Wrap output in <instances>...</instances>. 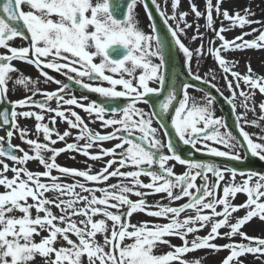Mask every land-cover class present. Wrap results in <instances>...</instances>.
<instances>
[{"label":"snow or ice","instance_id":"1","mask_svg":"<svg viewBox=\"0 0 264 264\" xmlns=\"http://www.w3.org/2000/svg\"><path fill=\"white\" fill-rule=\"evenodd\" d=\"M226 2L205 0L201 11L189 0L196 21L203 18L205 30L214 33L205 50L198 24L190 39L201 40V45L190 49L181 39L193 27L186 20L189 12L178 11L181 0H170L171 15L151 0L165 26L163 34L155 24L147 32L139 26L138 6L149 21L154 19L147 0H0V104H8L0 110L6 131V137L0 136V264H36L38 259L42 264H202L206 257L188 256L203 250L228 251L220 264H244L247 254L264 258V238L243 231L254 219L264 223V174L193 158L201 153L264 161V100L255 101L257 92L264 97V75L255 73L250 63L245 73L237 72L239 62L226 57L234 51L264 50V21L252 19L255 13L249 7L230 12L223 8ZM245 27L250 31L226 38V32ZM254 33V39H245ZM17 38L25 43L15 46ZM173 45L192 80L203 79L192 72L193 59L214 58L224 74L230 94L224 99L238 136L215 115L216 99L209 92L197 99L189 91L195 88L192 83L178 76L170 83L166 54ZM16 63L34 66L39 76L23 74ZM46 70L100 99L77 98L69 83ZM41 77L58 88L41 91ZM13 89H22L25 96L10 100ZM37 95L43 99H34ZM237 100L243 109L239 113ZM31 108L39 111L24 110ZM248 113L255 119L249 120ZM21 118L34 119L36 138H29L30 130L18 123ZM57 119L67 125L62 133ZM96 122L100 130L89 127ZM246 127L259 131L250 133ZM14 135L27 147L13 145ZM113 141L112 147H103ZM58 143L64 146L56 147ZM180 145L192 150L188 158L178 151ZM65 153L85 157V167L60 165L58 157ZM98 161H103L102 167L93 172ZM29 162L43 171L30 170ZM176 165L185 170L177 174ZM66 177L74 182H63ZM112 178L117 182L107 183ZM238 194L246 196L241 204L234 203ZM157 195L167 202L150 203L148 197ZM181 200L186 202L176 204ZM241 210L245 214L236 217ZM134 214L153 219L133 223ZM209 226L207 234L198 235ZM225 228L228 231L222 232ZM237 236L246 243L237 242ZM173 239L181 244H172ZM217 239L230 242L218 245ZM160 247L169 250L157 254Z\"/></svg>","mask_w":264,"mask_h":264},{"label":"rangeland","instance_id":"2","mask_svg":"<svg viewBox=\"0 0 264 264\" xmlns=\"http://www.w3.org/2000/svg\"><path fill=\"white\" fill-rule=\"evenodd\" d=\"M157 2L160 5V8L162 11H164L168 15H171L172 10H171L170 0H157ZM192 2H194L198 6L199 10L203 11L205 9V0H192ZM245 7L251 8L252 12L255 13V16L251 17L252 19L264 21V0H227V2L223 4V8H227L230 12H233L236 10H240L242 12V10ZM135 11L138 14L139 26L144 31L147 32L149 29V24L146 20V16H145V13L143 11L142 6H138ZM178 11L179 12L188 11L189 15L186 17V20L189 23L193 24L192 28H189L186 30L187 35L181 37L182 41L190 49H195L197 46L201 45V43H202L201 40L192 41L190 39L192 37V35L194 34L195 28L197 27V24H198L200 26L199 31L201 33H204L203 45H204V48L206 50V48L208 47V40H209V38L214 37V33L212 31H206L205 30V28L203 27V25L205 23L204 19L201 18L198 22L196 21L194 14H191V12H190L189 0H181ZM170 23L173 24V26H174V22L170 21ZM225 23H227V22H225ZM215 27L217 29L220 27V20H216ZM251 27L252 28H260L261 25L253 24ZM241 31L248 32V31H250V28L245 27L243 30L236 28L234 30L226 32L225 36L227 39H232L235 36L240 35ZM256 35H258V33H254L251 36H247V37H245V39H248V40L254 39ZM14 43H15V46L18 45L17 39L15 40ZM219 43L220 42L218 40L215 41L216 46H218ZM178 55L180 57V60L184 64L182 54H180L178 52ZM226 57L229 60L239 62L238 66L235 68V70L237 72L245 73L246 65L248 63H250L251 67L255 73L260 74V75H264V50L252 49V50H244V51H234V52L227 53ZM17 65L18 64L16 63V66ZM191 69H192L193 73L200 75L205 80H209V82L211 84H215L216 85L215 88L216 89L218 88L220 90L219 93L220 92L223 93V97H227L230 95L228 90H227L225 80L223 79L224 74L219 69L218 65L214 62V58H212L211 56H204V57H201L198 61L196 59H193V61L191 63ZM212 76H215V80L211 79ZM228 79H232L231 76H229ZM241 87L244 88V85L242 84ZM189 91H190V94L195 96L197 99H200L203 96V93H201L199 91L192 90V89H190ZM13 92H14V94L11 92L9 93V99L13 100V101L20 99V97L23 95V93H22L23 90L19 91V89H13ZM262 100H264V97H261V95L257 92V94L255 96L256 103L258 104ZM4 103L7 104V102H4ZM236 103H237V112L238 113L242 112L243 109L239 107L240 101L237 100ZM24 110H27V109H24ZM78 114L81 115L82 118H85L86 122L89 120L88 115H84V113H78ZM256 114L257 115L259 114L258 108L256 110ZM215 115L217 117L223 118L221 111L219 110V108L216 105H215ZM247 118L249 120H252V119H255V116L253 115V113H248ZM46 121H47V117H46ZM224 121H225V119H224ZM18 123L20 124L21 127H26L30 130L31 135L29 138H36L35 133H34L35 121L33 119L29 120V119L21 118V119H19ZM89 127L92 128L93 130H100L99 122L92 123L89 125ZM56 128L58 129V131H60L62 133L67 128V125H64V124L60 125L58 123V124H56ZM71 131L73 132V134H75V132H76V130H71ZM104 131H108V130H104ZM246 131H248L250 133H257L259 130L255 127H246ZM0 136L6 137V131L0 129ZM41 140H42V137H41ZM69 142H72V140L70 139ZM11 143L13 145H20L21 147H25V148L27 147L21 142V140L18 138V136H15V135H14ZM81 143H83V142H81ZM114 143H115V141L104 142L103 147L110 148L113 146ZM63 146H64L63 143H58L56 145V147H63ZM92 151H96V149H94ZM69 157H74V159H70ZM85 159H86L85 157H83L82 155L76 154V153H65V154H61V156L58 157L57 162L62 166H67V167H72V168H77V169H83L85 167V164H84ZM104 159L106 160L107 157H105ZM5 162H7L11 165V162L7 161L6 159H5ZM89 163H93V162L89 161ZM102 164H103V161L95 162L93 172L99 170L102 167ZM27 167L30 170L43 171V169L36 162H29L27 164ZM125 170H128V169H125ZM184 170H185V168L183 166H180V165H176L175 169H174V171L177 174L182 173ZM257 173L264 174V172H257ZM53 174L58 175V173H56V172H54ZM7 175L9 177H11L12 173L9 172V173H7ZM142 179L144 180V182H148V178L142 177ZM236 179H237V181H240L242 178L238 175L236 177ZM63 182L68 183V182H74V181H72L71 177H66V178H63ZM115 182H117L116 179L112 178L107 183L111 184V183H115ZM196 183L199 184L200 180L198 179L196 181ZM48 195L51 197L53 194L49 193ZM133 199H135V197H133ZM245 199H246V196L244 194H238L234 200V203L235 204H241L245 201ZM148 200L150 203H155L156 201H160L161 203L167 202V201L161 200L159 195L150 196V197H148ZM185 202H186L185 200H181L179 202H176V204H182ZM173 206H176V205H173ZM53 211H56V210L53 209ZM57 214H59V213L57 212ZM190 214H192V213H184L182 215H190ZM244 214H245V212L243 210H241L234 215L236 217H242ZM152 219L153 218L148 217L144 214H134V216L132 217V222L138 223L140 221H148V220H152ZM157 222L163 223L165 221L158 220ZM209 229H210V226L205 227L202 231H200L198 233V235L203 236V235L207 234ZM221 231L226 232V231H228V229L225 228V229H222ZM243 231L249 236L264 238V223L260 222L258 219H254L252 222H250L247 226H245L243 228ZM192 238L193 237L191 235L188 237L189 240H191ZM36 239L39 240V237H37ZM235 240L237 242H245V241H241V238L238 236L235 237ZM127 242H130V241H126V243ZM229 242L230 241L228 239H217L215 241V243H217L218 245H223V244L229 243ZM172 244L180 245L181 241L179 239H173ZM168 250L169 249L166 247H160L157 249V254L164 253ZM228 254L229 253L226 250L220 251L218 253L211 252L208 250H203V251H196L194 253L189 254L188 258L206 257V259H204L202 261V264H220L222 259L224 257H226ZM242 259L244 261V264H264V258L256 259L252 254H247ZM36 264H42V262L38 259Z\"/></svg>","mask_w":264,"mask_h":264},{"label":"water","instance_id":"3","mask_svg":"<svg viewBox=\"0 0 264 264\" xmlns=\"http://www.w3.org/2000/svg\"><path fill=\"white\" fill-rule=\"evenodd\" d=\"M148 2V5L151 9V15L152 17L154 18L152 21L153 23L155 24V26L159 29L160 33L163 34L165 33L166 29H165V26L161 20V18L159 17L158 13L156 12L154 6L151 5V1L150 0H147ZM166 60L168 61V73H172V72H175V69H176V55L174 54V49H173V46H172V49H171V54L170 55H167L166 54ZM183 75V78L186 79L187 77L184 75V73L182 74ZM187 82H190L192 83L193 85H195V87H198V88H202V89H205L206 91H208L212 96L215 97L216 101L218 102L220 108L223 110V112L225 113L226 117L227 118H231L233 121L235 120L234 118V115L232 114L230 108L227 106L226 102L216 93V92H213L207 88H205V86L196 81V80H187ZM8 107H5L3 106L2 107V110L3 109H6ZM230 125H232V123H230ZM2 127L5 128V126L1 125ZM233 126V125H232ZM236 131V130H235ZM237 135H238V132L236 131ZM186 150L184 152H181L180 154L182 155V157L184 158H188V154L192 151L190 148L188 147H185ZM193 158L197 159V160H205V161H214L218 164H222V165H227L229 167H233L239 171H249V170H264V163L263 162H260L258 160V158H251V162H237V163H234V162H230V161H227V160H223V159H219V158H213V157H210V156H206V155H203L201 153H194L193 154ZM250 158V157H249Z\"/></svg>","mask_w":264,"mask_h":264},{"label":"flooded vegetation","instance_id":"4","mask_svg":"<svg viewBox=\"0 0 264 264\" xmlns=\"http://www.w3.org/2000/svg\"><path fill=\"white\" fill-rule=\"evenodd\" d=\"M147 22H148V19H146ZM149 23V22H148ZM17 42H18V45L17 46H20L22 44H24L25 42L22 41L21 39L17 38ZM17 68H19L21 70V72L27 76H30L32 77L33 79L37 78L39 76V71L34 67V66H29L25 63H17ZM49 75H51L54 79H58V80H61L62 82H66V83H69L70 85V89H71V92L77 97V98H80L82 96H87L89 98V101H98L100 98L96 95V94H92V93H89L87 92L86 90L80 88L79 86L77 85H74L72 82H68L66 80V77L62 76L61 74L59 73H55L53 72L52 70H46ZM154 87L156 85H153ZM39 89L41 91H54L58 88V85H56L55 83H51V82H45L44 81V78H40V83L38 85ZM23 95L20 97V98H23L25 96V92L23 91L22 92ZM65 98H69L67 95ZM34 99H37V100H41L43 99L42 96L40 95H37L36 97H34ZM89 101H83L84 103H87ZM51 104V106L53 108L56 107V104H55V101H51L49 102ZM121 103H123V101H121ZM67 107V106H65ZM139 107H142V108H145V110H148L147 107L143 104L139 105ZM27 110H35V111H39L38 109H35V108H31V109H27ZM73 110L77 111L78 113H84V115H87L83 110L81 109H76L73 107ZM85 119V118H84ZM30 120V119H29ZM34 120V119H33ZM60 124V121L59 119H57V124ZM61 125V124H60Z\"/></svg>","mask_w":264,"mask_h":264}]
</instances>
